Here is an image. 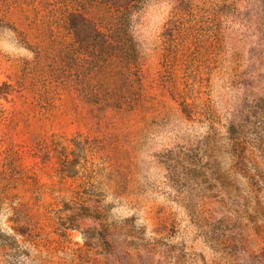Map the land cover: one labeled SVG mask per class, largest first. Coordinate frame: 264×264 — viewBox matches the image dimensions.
Masks as SVG:
<instances>
[{"label":"rangeland","instance_id":"rangeland-1","mask_svg":"<svg viewBox=\"0 0 264 264\" xmlns=\"http://www.w3.org/2000/svg\"><path fill=\"white\" fill-rule=\"evenodd\" d=\"M75 11L136 41L132 110L81 98L122 73ZM4 81L0 264H264V0H0Z\"/></svg>","mask_w":264,"mask_h":264},{"label":"trees","instance_id":"trees-1","mask_svg":"<svg viewBox=\"0 0 264 264\" xmlns=\"http://www.w3.org/2000/svg\"><path fill=\"white\" fill-rule=\"evenodd\" d=\"M117 7H125L130 0H104ZM116 26L110 31L100 28L98 22L82 12H71L68 16V29L74 35L79 45H90L93 48L91 66L97 73L104 67L112 71L121 72V77L110 78L102 83L99 79L93 82V89L83 90L81 98L99 111L104 113L108 109L117 111L132 110L136 107L134 88L136 80L130 75L137 64V44L133 38L124 39L122 18H118ZM107 85V86H106ZM100 86H106L109 91L98 92ZM15 87L8 81L0 84V97L6 99L13 93Z\"/></svg>","mask_w":264,"mask_h":264}]
</instances>
